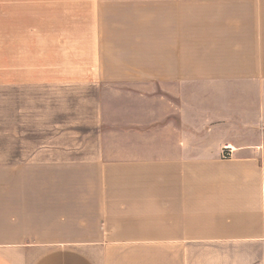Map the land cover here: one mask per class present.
<instances>
[{
  "label": "crops",
  "instance_id": "obj_1",
  "mask_svg": "<svg viewBox=\"0 0 264 264\" xmlns=\"http://www.w3.org/2000/svg\"><path fill=\"white\" fill-rule=\"evenodd\" d=\"M0 3V264H264V0Z\"/></svg>",
  "mask_w": 264,
  "mask_h": 264
},
{
  "label": "rangeland",
  "instance_id": "obj_2",
  "mask_svg": "<svg viewBox=\"0 0 264 264\" xmlns=\"http://www.w3.org/2000/svg\"><path fill=\"white\" fill-rule=\"evenodd\" d=\"M6 1V0H5ZM1 4V3H0ZM6 4V3H5ZM34 8L31 9H6V7H0V65H10V60H9V44H8V29L12 30L13 27H19V26H25V24H12L15 22L13 16L15 15H23L22 10H26V14L28 12L34 13L33 12ZM20 10V12H19ZM29 26L34 27V23H32ZM34 93H39L36 92L35 89L33 88ZM25 95L28 94L30 95V90L29 89H20V88H11V87H2L0 88V98L1 97H17L19 95ZM11 102V105H8V107L12 108V100L9 101Z\"/></svg>",
  "mask_w": 264,
  "mask_h": 264
}]
</instances>
